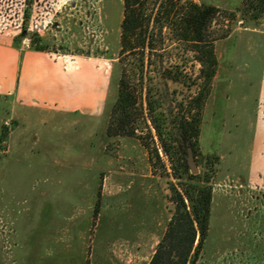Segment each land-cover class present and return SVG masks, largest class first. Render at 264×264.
<instances>
[{
    "label": "rangeland",
    "instance_id": "1",
    "mask_svg": "<svg viewBox=\"0 0 264 264\" xmlns=\"http://www.w3.org/2000/svg\"><path fill=\"white\" fill-rule=\"evenodd\" d=\"M192 1L234 13L210 27L214 37L229 32L212 41L217 67L195 159L209 178L211 205L195 264H264V76L260 82L257 67L264 12L252 18L242 0ZM121 18L122 0H0V34L90 57L106 84L96 115L20 110L0 97V264H148L166 230L177 182L167 158L159 150L152 165L137 137L106 131L121 71ZM170 50L189 76L198 74L184 45ZM153 76L165 113L197 90Z\"/></svg>",
    "mask_w": 264,
    "mask_h": 264
},
{
    "label": "trees",
    "instance_id": "2",
    "mask_svg": "<svg viewBox=\"0 0 264 264\" xmlns=\"http://www.w3.org/2000/svg\"><path fill=\"white\" fill-rule=\"evenodd\" d=\"M31 1L27 0L29 4ZM251 9V17L257 18L264 12V0H242V10ZM221 13L233 19V12L192 0H122L117 60L121 71L106 131L109 135L137 137L147 149L152 165L154 159L160 160V150L169 162L170 175L177 180L176 184L170 183L174 210L148 264H195L207 235L209 178L190 172L186 154L190 148L196 159L199 151L202 112L217 67L212 41L229 32L226 28L214 37L210 30ZM173 42L184 45L191 53L190 61L199 64L194 77L172 54ZM126 60L129 68L122 66ZM154 72L164 85L168 80L191 82L197 90L185 103L174 102L166 114L160 97L153 91Z\"/></svg>",
    "mask_w": 264,
    "mask_h": 264
},
{
    "label": "crops",
    "instance_id": "3",
    "mask_svg": "<svg viewBox=\"0 0 264 264\" xmlns=\"http://www.w3.org/2000/svg\"><path fill=\"white\" fill-rule=\"evenodd\" d=\"M257 62L262 82L264 50ZM99 68L90 57L72 59L68 53L18 45L14 35L0 34V97L15 109L96 115L106 89Z\"/></svg>",
    "mask_w": 264,
    "mask_h": 264
},
{
    "label": "water",
    "instance_id": "4",
    "mask_svg": "<svg viewBox=\"0 0 264 264\" xmlns=\"http://www.w3.org/2000/svg\"><path fill=\"white\" fill-rule=\"evenodd\" d=\"M186 161H187V164L189 166L190 172L196 173L197 172V166H196L195 159L193 157V154H192V151L190 148H187Z\"/></svg>",
    "mask_w": 264,
    "mask_h": 264
},
{
    "label": "built area",
    "instance_id": "5",
    "mask_svg": "<svg viewBox=\"0 0 264 264\" xmlns=\"http://www.w3.org/2000/svg\"><path fill=\"white\" fill-rule=\"evenodd\" d=\"M26 45H28V44H26Z\"/></svg>",
    "mask_w": 264,
    "mask_h": 264
}]
</instances>
